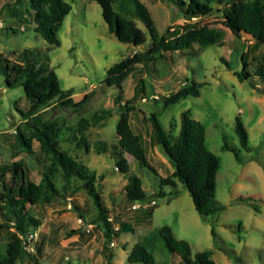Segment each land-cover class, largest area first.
I'll return each instance as SVG.
<instances>
[{
    "label": "rangeland",
    "instance_id": "rangeland-1",
    "mask_svg": "<svg viewBox=\"0 0 264 264\" xmlns=\"http://www.w3.org/2000/svg\"><path fill=\"white\" fill-rule=\"evenodd\" d=\"M140 1L150 11L159 33L169 39L184 34L183 27L187 25H207L225 32L222 43L205 49L192 43L185 50L164 52L162 58L144 68L138 65L124 80L122 92L124 102L135 103L131 126L142 137L148 159L162 177L171 174L173 167L163 148L152 143L150 115L160 112L164 130L173 134L179 131L186 110L205 125L206 144L220 159L216 198L228 208L212 223L207 222L181 182L176 187L164 186L166 195L160 197L156 195L161 189L159 175L129 155L131 169L123 173L117 169L118 159L112 151L99 154L95 150L99 140L106 141L109 147L119 141L120 111L115 105L118 89L106 84L107 71L123 58L144 49L123 43L110 33L99 3L70 1L72 10L57 32L59 44L53 45L36 31L34 22L9 15L6 5L15 4L14 0H0V54L20 63L26 62L25 50L32 53L34 61L48 56L61 89H74L75 102L87 99L80 107L57 105L41 116L45 121L64 123L61 148L96 175L95 185L109 210V220L112 223L123 220L133 227V231L123 228L119 237L107 242L94 198L86 188L76 189L81 182H72L65 197L29 206L30 214L40 219L42 225L29 235L26 250L42 264H144L128 262L133 246L168 225L176 239L190 243L193 253L209 250L218 264H264V93L261 91L264 83L255 75L245 81L236 75L243 70L245 62L252 72L259 63H264V45L247 36L238 38L230 31L225 23L227 0L216 2L207 16L193 18L183 12V5H178L177 0ZM259 1L264 6V0ZM26 5L24 1L18 7L24 9ZM114 9L133 19L149 40L145 24L136 16L133 0L116 3ZM24 15L29 18L26 11ZM141 76L146 80L143 95L135 94ZM193 81L201 84L198 97H186L165 110L162 102L156 103V99ZM29 106L24 88L8 87L5 75L0 73V163L23 160L28 178L38 183L51 161L39 150L35 140L32 141L34 153L27 151L18 140L19 131L29 134L26 117L22 115ZM104 110L111 111L112 115L92 123L86 131L90 148L67 138L69 129L82 118L91 121ZM238 118L249 132L250 151L241 147L236 132ZM172 125H176L174 131ZM226 143L236 151L225 149ZM12 175L7 173L5 181L16 188L18 181ZM131 175L142 179L143 189L149 196L141 204H132L126 197L125 185ZM57 179L61 189L62 177L59 175ZM14 231L0 230V251L5 249ZM152 251L157 264H180L179 256L165 251L159 243ZM110 252L112 259L108 257ZM24 264L31 261L26 258Z\"/></svg>",
    "mask_w": 264,
    "mask_h": 264
},
{
    "label": "trees",
    "instance_id": "trees-1",
    "mask_svg": "<svg viewBox=\"0 0 264 264\" xmlns=\"http://www.w3.org/2000/svg\"><path fill=\"white\" fill-rule=\"evenodd\" d=\"M24 1L27 2V5L24 9H19L18 5ZM70 1L73 0H14L15 4L7 3L6 6L10 16L23 17L34 22L36 31L45 40L53 45H58L57 32L72 10ZM91 1H96L101 5L104 19L109 25V31L119 41L136 48H144L123 58L107 71L106 84L118 89L115 105L119 107L120 111L119 141L115 146L109 147L106 141L99 140L95 143V150L99 154L112 151V154L118 159L117 169L123 173H128L131 169V163L127 157L129 155L145 168L159 175L148 159V152L142 137L136 134L131 126V113L136 108L133 101L124 102L123 82L137 70L138 65H142L144 68L162 58L164 52L177 49L185 50L190 48L192 43H198L205 49L211 45L222 43L225 32L207 25H187L183 27L184 34L169 39L165 34L159 33L150 11L143 3L140 0H133L136 16L148 30V40L146 32L133 19L114 9V4L125 0ZM216 2H221V0L176 1L178 5H183L182 10L189 18L207 16L213 11ZM227 2L229 7L225 12V23L230 31L238 38L247 36L255 40L256 43L264 45V6L262 3L259 0H227ZM25 11L30 19L25 17ZM24 53L26 59L24 63L13 62L0 54V73L5 75L8 87H23L30 102L29 109L22 112V115L26 117L25 123L28 126L29 134L19 131V142L27 151L34 153L32 141L35 140L39 150L50 159L51 163L46 166L38 183L28 178L23 160L10 164L0 163V230H15L5 249L0 251V264H24L26 258L31 261V264H42L36 255L26 250L30 244L29 235L34 234L37 228L42 225L40 219L30 214L29 206L50 203L61 196L65 197L72 182H81L80 187L76 189L86 188L94 198L99 211L98 218L103 223L107 242L119 237L123 228L126 231H133V227L126 221L120 220L112 223L109 220V210L95 185L96 175L86 170L74 156L61 148V144L64 142L62 129L64 123L45 121L41 116L47 109L57 105L80 107L87 99L75 102L73 99L74 89L71 88L67 91L61 89L59 77L52 69L48 56H45L42 61H34L31 59L30 51L25 50ZM248 67L249 63L245 62L243 70L236 72L239 79L245 81L255 75L261 78L264 83V63H259L253 72ZM200 87L201 84L198 82H187L179 90L156 99V103L162 102V109L165 110L186 97H198ZM261 91L264 93V87ZM145 92L146 80L141 76L137 81L135 94L142 93L143 95ZM111 115V111L104 110L101 114L97 113L91 121L82 118L69 129L70 134L67 138L75 141L78 145H84L87 149L90 148L86 131L92 126V123L97 124ZM160 115V112H154L149 118L152 124V143L154 146L163 148L173 167V172L165 177L159 175L161 189L156 195L165 196L164 186L176 187L177 183L181 182L193 198L196 210L201 217L212 223L228 208V205L220 203L216 198L220 159L206 144V127L202 122L191 117L190 110H186L183 113L179 131L176 134L168 133L160 122ZM172 127L174 131L176 125H172ZM236 132L241 147L250 151L249 132L239 118L237 119ZM223 147L236 151L227 143ZM236 155L239 158L237 152ZM7 173H12L13 178L18 181L16 188L5 181ZM59 175L62 177L61 189L56 184ZM75 190L72 191V194L76 193ZM125 194L132 204H141L149 198L143 189L142 179L137 175L129 176L125 185ZM241 201H245V199L241 198ZM255 210L258 211V208L255 207ZM212 232L215 233V230L213 229ZM158 243L165 251L172 255H178L180 264H218L209 250L193 253L190 243L184 239H176L173 230L168 225L152 232L141 242L135 244L128 255V262L157 264L152 250ZM39 251H41L40 248ZM108 257L112 259L113 253L110 252Z\"/></svg>",
    "mask_w": 264,
    "mask_h": 264
}]
</instances>
